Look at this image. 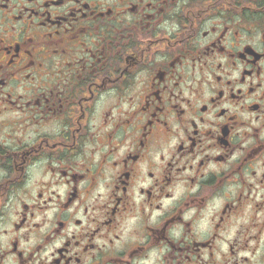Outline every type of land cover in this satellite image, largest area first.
I'll list each match as a JSON object with an SVG mask.
<instances>
[{
	"label": "flooded vegetation",
	"instance_id": "flooded-vegetation-1",
	"mask_svg": "<svg viewBox=\"0 0 264 264\" xmlns=\"http://www.w3.org/2000/svg\"><path fill=\"white\" fill-rule=\"evenodd\" d=\"M0 264H264V0H0Z\"/></svg>",
	"mask_w": 264,
	"mask_h": 264
}]
</instances>
